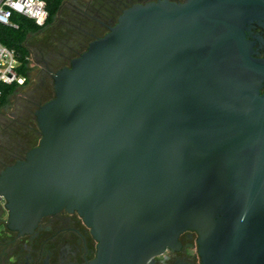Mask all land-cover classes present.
<instances>
[{
    "label": "water",
    "instance_id": "1",
    "mask_svg": "<svg viewBox=\"0 0 264 264\" xmlns=\"http://www.w3.org/2000/svg\"><path fill=\"white\" fill-rule=\"evenodd\" d=\"M264 6V0H260ZM259 0L123 10L52 75L41 135L0 171L8 226L77 211L90 264H141L200 233L202 264H264V62L244 24Z\"/></svg>",
    "mask_w": 264,
    "mask_h": 264
},
{
    "label": "flooded vegetation",
    "instance_id": "2",
    "mask_svg": "<svg viewBox=\"0 0 264 264\" xmlns=\"http://www.w3.org/2000/svg\"><path fill=\"white\" fill-rule=\"evenodd\" d=\"M157 1L159 0H88L78 7V13L83 12L97 22L99 18L108 20L107 23H101L108 31L109 26L116 23L126 8L133 4ZM169 1L185 3L188 0ZM106 32L93 36L92 40ZM244 33L250 49L256 53L254 56L264 62V6L260 0L259 20L245 23ZM64 66L66 65L62 67ZM259 91L264 92V80L261 78ZM25 154H16V160L24 158ZM14 162L1 166L0 171ZM5 203V199L0 196V264H90L95 259L98 241L77 211L62 209L44 215L32 232L21 234L9 228ZM199 237L200 233L196 230L183 231L177 243L166 246L141 264H202Z\"/></svg>",
    "mask_w": 264,
    "mask_h": 264
},
{
    "label": "rangeland",
    "instance_id": "3",
    "mask_svg": "<svg viewBox=\"0 0 264 264\" xmlns=\"http://www.w3.org/2000/svg\"><path fill=\"white\" fill-rule=\"evenodd\" d=\"M86 1L88 0H62L54 19L38 32L28 35L25 45L30 50L32 68L29 81L10 96L6 106L0 107L1 160L14 162L16 158L8 157L9 152L22 140L29 149L39 143L41 135L37 123L33 118L27 120V108L33 109L34 113L41 104L51 99L54 96L52 74L82 53L93 36L107 31L101 23H107L108 20L99 18L97 22L83 12L78 13V7ZM34 100H42V103L37 106ZM26 120L33 130L26 128ZM20 154L25 153L22 151Z\"/></svg>",
    "mask_w": 264,
    "mask_h": 264
},
{
    "label": "trees",
    "instance_id": "4",
    "mask_svg": "<svg viewBox=\"0 0 264 264\" xmlns=\"http://www.w3.org/2000/svg\"><path fill=\"white\" fill-rule=\"evenodd\" d=\"M45 2L49 16L43 26H45L48 22L54 19L55 15L59 11L62 0H45ZM14 19L19 22V26L17 28L0 24V42L6 45L7 47L14 49L17 52L19 60L21 61L20 71L23 75L26 76L25 83H28L32 68L30 67V50L25 45V41L27 40L29 34L38 32L43 28V26H38L32 20L22 16H15ZM23 86L24 85L20 86L16 83L3 86V95L0 98V107L6 106L9 103L10 96L13 95L19 88H22ZM34 101V104L37 106L42 103V100ZM26 111L27 120H32L33 118V120L36 121L33 109L28 110L27 108ZM27 120L24 122L26 128H30V130H33V127L31 128V126L28 125L29 120ZM35 128L37 130V127ZM27 149H29V146L24 140H22V142H20V144L17 145L12 152H9L10 155L8 157L14 156V158H16V154H19L21 151H26ZM8 163L9 162L7 159H0V168L1 166Z\"/></svg>",
    "mask_w": 264,
    "mask_h": 264
},
{
    "label": "built area",
    "instance_id": "5",
    "mask_svg": "<svg viewBox=\"0 0 264 264\" xmlns=\"http://www.w3.org/2000/svg\"><path fill=\"white\" fill-rule=\"evenodd\" d=\"M15 16L25 17L43 26L49 14L45 0H0V24L17 28L19 22L14 19ZM20 66L17 52L0 42V98L3 86L25 84L26 76L21 73Z\"/></svg>",
    "mask_w": 264,
    "mask_h": 264
}]
</instances>
